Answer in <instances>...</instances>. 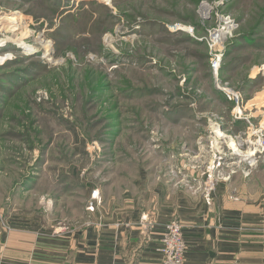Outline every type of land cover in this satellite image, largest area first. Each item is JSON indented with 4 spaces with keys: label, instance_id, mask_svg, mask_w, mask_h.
I'll use <instances>...</instances> for the list:
<instances>
[{
    "label": "rangeland",
    "instance_id": "1",
    "mask_svg": "<svg viewBox=\"0 0 264 264\" xmlns=\"http://www.w3.org/2000/svg\"><path fill=\"white\" fill-rule=\"evenodd\" d=\"M4 15L21 29L0 27V227L89 221L96 186L149 163L188 190L187 152L245 126L210 70L219 16L237 24L221 78L264 93V0H0Z\"/></svg>",
    "mask_w": 264,
    "mask_h": 264
},
{
    "label": "crops",
    "instance_id": "2",
    "mask_svg": "<svg viewBox=\"0 0 264 264\" xmlns=\"http://www.w3.org/2000/svg\"><path fill=\"white\" fill-rule=\"evenodd\" d=\"M162 165H140L133 178L96 186L89 221L0 227V264H162L158 248L174 218L184 228V264H264V168L219 182L207 202Z\"/></svg>",
    "mask_w": 264,
    "mask_h": 264
},
{
    "label": "built area",
    "instance_id": "3",
    "mask_svg": "<svg viewBox=\"0 0 264 264\" xmlns=\"http://www.w3.org/2000/svg\"><path fill=\"white\" fill-rule=\"evenodd\" d=\"M206 6L204 5L202 9L208 11ZM236 30L237 24L230 16H219V25L210 33L208 40L211 49L210 70L218 91L223 93L233 105L231 126L244 122L247 127L244 130L231 131L226 129L224 123L216 125L217 128L215 127L211 134H208L207 139L200 138L199 152H189L192 159L187 169L195 172L199 177L194 178L186 174L181 180V184L185 185L188 190L194 193L202 191L207 202H211L212 192L219 182L230 181L240 173L249 177L258 168L264 167V114L256 123L257 110H254L257 109V105H253L252 109L247 108L248 103L256 97L247 99L243 92L224 81L220 74L224 59L218 47L220 48L231 39ZM172 31L194 33L193 28L182 23L174 25ZM221 31H224L223 38L217 39V33ZM260 73L264 76V66L260 69ZM196 154L197 157H194ZM200 172H203L201 178ZM99 197L97 191L92 194V200L96 202L99 201ZM90 205V210L94 209V204ZM186 251L183 224L179 218H174L167 224L166 232L158 248L162 264H184Z\"/></svg>",
    "mask_w": 264,
    "mask_h": 264
},
{
    "label": "bare ground",
    "instance_id": "4",
    "mask_svg": "<svg viewBox=\"0 0 264 264\" xmlns=\"http://www.w3.org/2000/svg\"><path fill=\"white\" fill-rule=\"evenodd\" d=\"M209 8H210L209 6H206V9L208 11L210 10ZM1 26H3L4 27L3 29L7 30V32L9 31V29H10V31H13V32H16L17 30L21 29V26L18 24L17 18H15L13 16H5L4 15V16L0 17V27ZM223 35H224V32H218L216 37H217V39L223 38ZM47 57H48V55H47ZM263 94L264 93L262 92V95L258 96L254 100L250 101L248 103L247 108L252 109L253 105H257V103L258 104H260V103L264 104V95ZM219 133H220V131H219Z\"/></svg>",
    "mask_w": 264,
    "mask_h": 264
}]
</instances>
